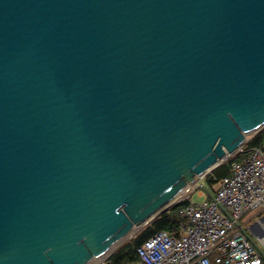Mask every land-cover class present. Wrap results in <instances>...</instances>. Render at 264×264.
Masks as SVG:
<instances>
[{
	"label": "water",
	"instance_id": "obj_1",
	"mask_svg": "<svg viewBox=\"0 0 264 264\" xmlns=\"http://www.w3.org/2000/svg\"><path fill=\"white\" fill-rule=\"evenodd\" d=\"M263 127L264 0H0V264L110 256Z\"/></svg>",
	"mask_w": 264,
	"mask_h": 264
},
{
	"label": "built area",
	"instance_id": "obj_2",
	"mask_svg": "<svg viewBox=\"0 0 264 264\" xmlns=\"http://www.w3.org/2000/svg\"><path fill=\"white\" fill-rule=\"evenodd\" d=\"M243 147L234 154L243 158L218 180L213 198H184L189 203L180 211L178 231L156 232L138 247L132 264H264V140ZM251 211L256 218L248 222Z\"/></svg>",
	"mask_w": 264,
	"mask_h": 264
},
{
	"label": "trees",
	"instance_id": "obj_3",
	"mask_svg": "<svg viewBox=\"0 0 264 264\" xmlns=\"http://www.w3.org/2000/svg\"><path fill=\"white\" fill-rule=\"evenodd\" d=\"M264 140V132L261 133L252 143L251 147L261 146ZM244 155L234 156L227 164H221L212 171L208 177L209 186L217 183L218 180L231 173L232 163L242 159ZM189 203L186 199L175 204L171 209L163 211L147 227L139 231L134 238L124 244L120 249L111 254V256L102 264H132L138 260V247L142 243L159 231L177 232L179 229L180 211Z\"/></svg>",
	"mask_w": 264,
	"mask_h": 264
},
{
	"label": "rangeland",
	"instance_id": "obj_4",
	"mask_svg": "<svg viewBox=\"0 0 264 264\" xmlns=\"http://www.w3.org/2000/svg\"><path fill=\"white\" fill-rule=\"evenodd\" d=\"M264 132V127L261 129V130H259V131H257V132H255V133H253V134H250V135H248L247 136V138H246V142L244 143V147H243V149H249V148H251V143L261 134V133H263ZM234 156H236V155H231V156H229L226 160H224L221 164H227L231 159H233L234 158ZM220 164V165H221ZM219 165V166H220ZM213 171V170H212ZM212 171L211 172H209L206 176H204V177H202V178H199L198 180H197V182L195 183V184H193V187L195 188L196 187V185L198 186V187H196L195 189H192L190 192H186V193H184V194H182V196H180V198L179 199H177L174 203H172L167 209L169 210V209H171L175 204H177V203H179V202H181L184 198H191L193 201H195V202H200V201H202V200H204L205 199V192H203V191H201V186H202V184H206L212 191H214V188H215V186H216V183L215 184H213L212 186H209V183H208V177L209 176H211L212 175ZM167 209H165V210H167ZM256 214H257V211H251V212H249L245 217H244V220H246V219H248V217L250 216V217H252V216H254V219L256 218ZM160 215V214H159ZM158 215V216H159ZM157 216V217H158ZM156 217V218H157ZM155 219V218H154ZM153 219V220H154ZM254 219H252V220H250V221H252L253 222V220ZM153 220H151L146 226H144L141 230H143L145 227H147ZM249 221V222H250ZM251 222V223H252ZM140 230V231H141ZM131 240V239H130ZM130 240H128V241H126L124 244H126L127 242H129ZM124 244H122L119 248H117L114 252H116L118 249H120ZM113 252V253H114ZM112 253V254H113ZM111 256V255H110ZM110 256H108V257H104L101 261H99L100 262V264H102V263H104ZM98 262V263H99ZM97 263V264H98Z\"/></svg>",
	"mask_w": 264,
	"mask_h": 264
},
{
	"label": "bare ground",
	"instance_id": "obj_5",
	"mask_svg": "<svg viewBox=\"0 0 264 264\" xmlns=\"http://www.w3.org/2000/svg\"><path fill=\"white\" fill-rule=\"evenodd\" d=\"M185 190H186V189H185ZM185 190H184V191H185ZM184 191H183V192H184ZM181 194H182V193H181ZM180 196H181V195H179V196L176 198V200L179 199ZM116 247H117V245L113 246V247L109 250V252L113 251ZM109 252H108V253H109ZM108 253H107V254H108ZM107 254H105L104 256H102V257H100V258L94 259V260H93L92 262H90L89 264H97V263H98L99 261H101L104 257H106Z\"/></svg>",
	"mask_w": 264,
	"mask_h": 264
},
{
	"label": "crops",
	"instance_id": "obj_6",
	"mask_svg": "<svg viewBox=\"0 0 264 264\" xmlns=\"http://www.w3.org/2000/svg\"><path fill=\"white\" fill-rule=\"evenodd\" d=\"M206 195H207V194H206ZM206 195H205V197H206ZM207 196H208V195H207ZM251 218H252V217L249 216L248 219H246V221L249 222V220H251Z\"/></svg>",
	"mask_w": 264,
	"mask_h": 264
}]
</instances>
